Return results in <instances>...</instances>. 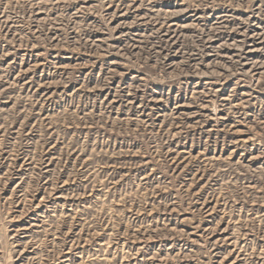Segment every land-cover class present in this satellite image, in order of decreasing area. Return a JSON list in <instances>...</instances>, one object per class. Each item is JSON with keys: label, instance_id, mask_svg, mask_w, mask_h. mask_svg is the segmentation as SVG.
Instances as JSON below:
<instances>
[{"label": "rangeland", "instance_id": "obj_1", "mask_svg": "<svg viewBox=\"0 0 264 264\" xmlns=\"http://www.w3.org/2000/svg\"><path fill=\"white\" fill-rule=\"evenodd\" d=\"M0 264H264V0H0Z\"/></svg>", "mask_w": 264, "mask_h": 264}]
</instances>
